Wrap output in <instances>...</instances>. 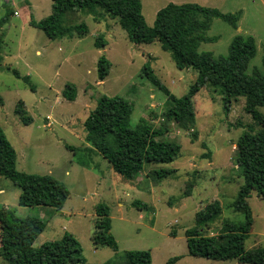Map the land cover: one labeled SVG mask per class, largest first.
<instances>
[{
    "label": "rangeland",
    "instance_id": "1",
    "mask_svg": "<svg viewBox=\"0 0 264 264\" xmlns=\"http://www.w3.org/2000/svg\"><path fill=\"white\" fill-rule=\"evenodd\" d=\"M169 1L196 2L221 12L240 10L235 27L213 18L205 34L215 39L201 42L198 50L226 55L234 35H251L256 53L246 73L252 74L254 68L264 71V0H141L145 22L152 25L156 11ZM95 10V14L66 12L63 24L85 22L87 32L52 39L30 25L51 12V0H0V126L16 151L18 170L50 174L69 191L60 210L43 205L23 206L18 204L20 188L0 174V207L12 209L19 217L36 215L45 221L35 246L58 239L64 232L72 233L86 259L83 264H101L126 249L149 250L151 264H164L174 255L182 256L173 264H252L188 255L184 236V230L194 224L195 212L214 199L219 201L222 212L205 233H217L225 220H243V214L230 205L243 182L236 165L235 142L243 131L255 133L259 129V124L244 111V97L232 101L225 112L216 87L206 84L200 88L192 98V128L196 131L192 140L189 130L165 118L164 111L170 105L167 96L141 76V68L147 63L177 97L187 92L195 70L177 68L157 40L130 42L116 18L100 7ZM99 34L105 40L103 47L94 45ZM101 55L110 61V68L106 77L98 80L96 61ZM12 69L28 75V82L16 77ZM68 84L76 89L72 100L62 95ZM115 94L133 103L131 125L144 119L153 128L162 129L160 139L180 144L173 161L145 164L135 178L125 179L86 141V116L101 95ZM18 100L23 101L32 117L27 124L13 112ZM258 110L264 114V107ZM160 167L175 171L157 179L153 169ZM189 182L191 194L183 196ZM136 200L146 207L134 205ZM99 201L109 206L110 231L117 251L106 246L94 248L91 241L94 206ZM248 203L253 222L245 247L264 246V199L252 191ZM0 264H8L1 255Z\"/></svg>",
    "mask_w": 264,
    "mask_h": 264
},
{
    "label": "trees",
    "instance_id": "2",
    "mask_svg": "<svg viewBox=\"0 0 264 264\" xmlns=\"http://www.w3.org/2000/svg\"><path fill=\"white\" fill-rule=\"evenodd\" d=\"M100 7L106 14L117 19L132 43H151L157 40L163 50H167L179 69L191 67L196 76L185 94L175 96L159 80L145 63L141 76L157 86L169 101L164 111L166 119L190 131L195 139L196 131L192 98L206 84L216 87L221 95L224 111L231 102L244 97V111L259 124L255 133L243 131L235 142L236 165L240 169L243 182L231 202V207L243 214V220L235 223L225 220L220 230L214 234L206 229L221 214L217 199L207 202L194 215V224L184 230L187 254L215 260L235 259L241 263L264 264V246L245 247L252 225V211L248 203L251 192L264 199V114L258 110L264 107V71L257 68L252 74L246 73L250 59L256 53V44L251 35L236 34L232 37L226 55L215 56L211 51H199L201 42L214 40L205 34L213 18H221L232 27L239 19L240 10L221 12L216 7L204 6L196 2H167L155 14L154 22L148 25L142 13L141 0H51V12L45 17L30 22L48 38L71 36L87 32L85 22L63 24V15L70 10L96 12ZM7 15V14H6ZM7 18L6 16L3 19ZM96 47H103L105 40L101 34L94 40ZM264 69V48L262 57ZM110 61L101 55L96 61V75L103 80L108 74ZM8 69V67H7ZM13 74L28 82V75ZM33 89V87H32ZM62 95L72 100L76 95L75 86L66 85ZM0 103H2L0 96ZM133 103L119 94L101 95L95 107L86 116L83 125L86 141L110 163L113 171L125 179H133L145 164H161L173 161L180 152L178 142L160 139L162 129L153 128L144 119L135 125L130 123ZM13 112L24 124L32 121L22 100H18ZM72 148L70 145H66ZM16 151L0 126V174L20 188L18 204L23 206L43 205L60 210L68 197L65 184L50 174L27 173L15 166ZM175 171V168H155L154 176L161 179ZM192 184H187L183 196L190 195ZM139 208L146 204L133 202ZM94 229L91 241L94 248L106 246L117 251L113 237L109 206L99 201L94 206ZM45 227L39 216L19 217L8 207H0V255L8 264H83L85 257L77 238L64 232L58 239L33 244ZM170 231V235H174ZM182 255L169 257L164 264H173ZM101 264H151V254L147 249H126Z\"/></svg>",
    "mask_w": 264,
    "mask_h": 264
},
{
    "label": "crops",
    "instance_id": "3",
    "mask_svg": "<svg viewBox=\"0 0 264 264\" xmlns=\"http://www.w3.org/2000/svg\"><path fill=\"white\" fill-rule=\"evenodd\" d=\"M34 242H35V240H34ZM34 242H33V244H34Z\"/></svg>",
    "mask_w": 264,
    "mask_h": 264
}]
</instances>
